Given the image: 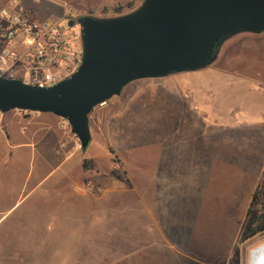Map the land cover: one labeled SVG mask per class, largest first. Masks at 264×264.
I'll return each instance as SVG.
<instances>
[{"label": "rangeland", "instance_id": "1", "mask_svg": "<svg viewBox=\"0 0 264 264\" xmlns=\"http://www.w3.org/2000/svg\"><path fill=\"white\" fill-rule=\"evenodd\" d=\"M17 1L35 18L72 7L77 19L127 14L143 0ZM242 35L201 71L129 84L91 113L85 152L71 128L47 116L37 171L46 189L62 199L92 191L89 204L110 208L109 226L81 245L77 264L106 251L118 256L103 264H249L250 250L264 241V233L250 237L252 220L264 215V99L252 96L262 86L251 83L264 82V45L247 46Z\"/></svg>", "mask_w": 264, "mask_h": 264}, {"label": "water", "instance_id": "2", "mask_svg": "<svg viewBox=\"0 0 264 264\" xmlns=\"http://www.w3.org/2000/svg\"><path fill=\"white\" fill-rule=\"evenodd\" d=\"M83 60L50 88L0 78V113L52 114L68 121L85 152L90 115L129 84L194 73L212 65L226 41L264 34V0H143L112 18L80 15Z\"/></svg>", "mask_w": 264, "mask_h": 264}, {"label": "crops", "instance_id": "3", "mask_svg": "<svg viewBox=\"0 0 264 264\" xmlns=\"http://www.w3.org/2000/svg\"><path fill=\"white\" fill-rule=\"evenodd\" d=\"M238 40L251 47L264 45V34H246ZM251 83L262 86L252 96L264 99V82L251 79ZM14 113H0V264H77L83 259L81 245L92 241L95 229L109 226L103 214L110 209L108 203L89 204V197L98 195L92 191H75L62 199L60 193L47 190L44 176L37 171L44 164L42 136L45 123L51 120L49 114L15 122L19 112ZM27 132L34 135L33 140L27 138ZM55 133L57 140L59 134ZM114 253H92L87 264L117 259Z\"/></svg>", "mask_w": 264, "mask_h": 264}, {"label": "built area", "instance_id": "4", "mask_svg": "<svg viewBox=\"0 0 264 264\" xmlns=\"http://www.w3.org/2000/svg\"><path fill=\"white\" fill-rule=\"evenodd\" d=\"M77 11L63 7L58 17L35 18L28 15L22 2L9 0L0 8V78L18 80L29 86L50 88L71 78L83 60L81 26ZM98 105L93 111L104 107ZM21 114L33 112L17 111ZM62 129L68 121L60 118Z\"/></svg>", "mask_w": 264, "mask_h": 264}, {"label": "bare ground", "instance_id": "5", "mask_svg": "<svg viewBox=\"0 0 264 264\" xmlns=\"http://www.w3.org/2000/svg\"><path fill=\"white\" fill-rule=\"evenodd\" d=\"M249 264H264V241L250 250Z\"/></svg>", "mask_w": 264, "mask_h": 264}, {"label": "trees", "instance_id": "6", "mask_svg": "<svg viewBox=\"0 0 264 264\" xmlns=\"http://www.w3.org/2000/svg\"><path fill=\"white\" fill-rule=\"evenodd\" d=\"M250 237L264 233V215L255 217L251 222Z\"/></svg>", "mask_w": 264, "mask_h": 264}]
</instances>
